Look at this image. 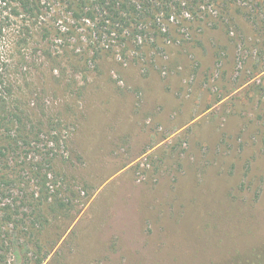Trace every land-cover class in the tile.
<instances>
[{
  "label": "rangeland",
  "instance_id": "rangeland-1",
  "mask_svg": "<svg viewBox=\"0 0 264 264\" xmlns=\"http://www.w3.org/2000/svg\"><path fill=\"white\" fill-rule=\"evenodd\" d=\"M71 1L41 0L25 42L20 20L0 36V137L31 143L9 164L41 157L65 204L31 235L38 186L0 181L19 222L6 264H220L263 245L264 0H201L126 36Z\"/></svg>",
  "mask_w": 264,
  "mask_h": 264
},
{
  "label": "trees",
  "instance_id": "trees-1",
  "mask_svg": "<svg viewBox=\"0 0 264 264\" xmlns=\"http://www.w3.org/2000/svg\"><path fill=\"white\" fill-rule=\"evenodd\" d=\"M227 1L229 9L233 4H231V0ZM43 2L45 4V1ZM213 2H216V0H213ZM195 3H201V0H72L71 10L78 18L84 16L96 23V29L98 25L107 27L106 32L108 34L114 33L121 36V34L125 35L126 30L129 29L136 31L137 27H131L133 23L140 22V24H143L140 28L143 27V30H150L153 26H149L148 23L156 21L158 12H165L167 16L170 17L172 13L192 7ZM95 9L98 11V14H100L99 19H97L98 16L95 15ZM40 13L41 0H0V36L4 35L7 30V25L10 22H13V20H20L21 22L19 21L18 26H20V28L23 26L25 27L19 29L20 32L16 35V38L25 42L29 31L28 22L33 25V21L35 19L37 20ZM124 40L127 41L128 39L125 37ZM29 136V132H24L20 138H14V141H8L6 137H0V181L4 184L13 182L19 186L23 183L32 181L38 186L40 195L34 196L33 194L31 199H27L29 202H33L32 209L38 211V213L31 212L32 214L30 217L28 216L30 223L28 232L34 235V231H39V228L44 226L41 222V217H48L50 214L48 212L55 210V206L63 208L65 204L62 202L61 198H57L53 193L55 189H53L54 186L51 182L52 179H55V176L51 179L49 178L51 176L50 172L43 171L41 157L37 161H33V159H29V162L25 160L18 161V154L15 165L11 166L9 164V154L12 151H16L17 148L22 149L24 146L31 148V143L28 141ZM18 142L22 143V146L17 145ZM50 156L51 155L47 156L44 162L48 163L51 169L52 167L54 169L59 168L57 164L58 161ZM23 171H26V175L22 174ZM25 178H27V181H25ZM45 204L47 206H45ZM11 207V204L1 207L0 203V209H4L2 215L0 213V264H6V257L10 250L9 243L7 242H11L9 241L10 236L4 227H7L6 225L8 224H12L13 228H17L19 223L18 220L16 221L13 219V214L9 211ZM43 220L47 223L48 218ZM23 224H25V221H23ZM26 226L28 225L26 224ZM37 248V252H39L41 247L37 245ZM36 262L40 264L41 258L37 259ZM220 264H264V244L252 246L249 253L230 256L227 262Z\"/></svg>",
  "mask_w": 264,
  "mask_h": 264
}]
</instances>
